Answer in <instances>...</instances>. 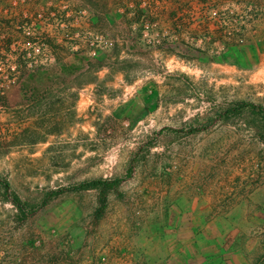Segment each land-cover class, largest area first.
<instances>
[{
  "label": "rangeland",
  "instance_id": "1",
  "mask_svg": "<svg viewBox=\"0 0 264 264\" xmlns=\"http://www.w3.org/2000/svg\"><path fill=\"white\" fill-rule=\"evenodd\" d=\"M84 1L99 14L97 59L109 64L93 77V101L59 90L60 72L27 75L33 93L47 79L56 86L39 94L38 108L15 89L3 100L0 178L36 204L90 180L122 183L100 220L95 190L62 194L23 222L0 190V264H176L178 219L237 208L258 222L255 264H264L261 116H217L240 103L264 114V0H220L229 21H204L199 6L176 10L184 21H160L158 36L141 42L110 0Z\"/></svg>",
  "mask_w": 264,
  "mask_h": 264
},
{
  "label": "built area",
  "instance_id": "2",
  "mask_svg": "<svg viewBox=\"0 0 264 264\" xmlns=\"http://www.w3.org/2000/svg\"><path fill=\"white\" fill-rule=\"evenodd\" d=\"M110 1L137 42L146 32L157 37L160 21H184L176 10L199 6L207 14L204 21H229L220 0ZM97 19L84 0H0V106L11 89L32 102L33 93L24 83L29 74L59 72L76 59L96 60L104 41L95 29Z\"/></svg>",
  "mask_w": 264,
  "mask_h": 264
},
{
  "label": "crops",
  "instance_id": "3",
  "mask_svg": "<svg viewBox=\"0 0 264 264\" xmlns=\"http://www.w3.org/2000/svg\"><path fill=\"white\" fill-rule=\"evenodd\" d=\"M96 15L98 18V12H96ZM85 61L87 60L83 58L70 61L69 63L75 64L74 67L71 66L74 70H70V66L67 67L66 64H63L59 72L63 74L61 79L63 77L65 79L60 82L59 77L57 84L59 85L58 89L65 91L66 94L78 91L81 95L80 98L84 95L91 104L94 98L93 92L97 87V80L94 78L95 80L85 83L79 81L82 72L87 69ZM98 73L99 71L95 72L93 70L91 77H95ZM73 79L74 81H72ZM47 86H39L40 93H33L34 90H31L33 100L27 105L38 108L39 94H43V92L47 94V91L54 88L56 83L49 82ZM17 92L19 94V91ZM8 94L9 98L12 99L16 93L15 90L11 89ZM192 214L193 216L187 223L178 219L172 227L171 252L176 264H191V261L195 262L196 260L201 261L199 264L256 263L258 241L255 229L258 222L248 216L245 208H237L223 213L217 211L216 214L210 213V211H203L202 213L193 211Z\"/></svg>",
  "mask_w": 264,
  "mask_h": 264
},
{
  "label": "trees",
  "instance_id": "4",
  "mask_svg": "<svg viewBox=\"0 0 264 264\" xmlns=\"http://www.w3.org/2000/svg\"><path fill=\"white\" fill-rule=\"evenodd\" d=\"M103 58L104 59H101L100 61H99V59H96L94 61H85L87 69L84 72H82V75H81L79 81H82V83H85V82H88L90 80H95V79H93V77H91L93 70L99 71L103 67L109 66V64H107V62H108L107 56H106V58L105 57H103ZM70 70H74V69H70ZM79 81H77V82L79 83ZM49 82H51V79H47V81L44 82V85L46 87H48L47 85L49 84ZM42 99H45V96ZM246 112H250L252 115L261 116L258 121L260 123V127H261V130L263 132V134L261 135V140L264 142V114L260 111V109L257 106L252 105V104H248V103H240L234 107H230V108L226 109L225 111H223L221 113H218L217 116L219 119H221V118L228 119V118H231L234 116L244 115V113H246ZM204 129H205V127H203V128H189V129H185V130H179L176 132L182 133V134H187V135H192V134H195L197 132L203 131ZM170 131H172V130H170ZM135 162H136L135 160L132 161L131 168L134 167ZM130 174H131V172H130ZM121 183H122V180H120V179H113V180L112 179H98V180L86 181V182L71 186L65 190L54 191V192L50 193L49 195H47V197L45 199H43L40 204H36L35 202L22 201L11 190L10 185L1 178H0V190H2L3 198L6 200L9 199L12 202V204L14 205V207L17 211V218L21 222L26 220L29 216L34 215L38 210L47 206L54 198H56L62 194L82 193V192H86V191L95 190V191H98L100 193L99 203H100L101 207L98 208L94 212V218L96 220H100L105 214L106 203H107V199H106L107 193H109L110 191H113Z\"/></svg>",
  "mask_w": 264,
  "mask_h": 264
}]
</instances>
